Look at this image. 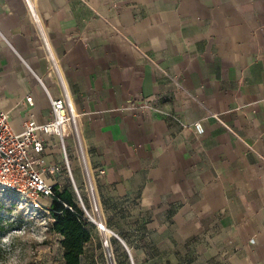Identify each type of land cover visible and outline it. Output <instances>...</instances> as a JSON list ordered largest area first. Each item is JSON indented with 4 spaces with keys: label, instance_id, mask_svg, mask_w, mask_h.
Listing matches in <instances>:
<instances>
[{
    "label": "crops",
    "instance_id": "1",
    "mask_svg": "<svg viewBox=\"0 0 264 264\" xmlns=\"http://www.w3.org/2000/svg\"><path fill=\"white\" fill-rule=\"evenodd\" d=\"M53 59L100 196L144 222L145 264H264V0H0V109L17 131L27 110L51 118Z\"/></svg>",
    "mask_w": 264,
    "mask_h": 264
},
{
    "label": "built area",
    "instance_id": "2",
    "mask_svg": "<svg viewBox=\"0 0 264 264\" xmlns=\"http://www.w3.org/2000/svg\"><path fill=\"white\" fill-rule=\"evenodd\" d=\"M57 62L53 59L50 71L60 88L58 97H52L42 79H39L51 101L52 116L49 120L40 121L30 113L31 110H27L22 129L17 131L12 125L9 112L0 109V188L24 197L35 208L46 209L49 213L46 207L54 196V186L57 184L62 187L69 181L78 207L91 219L84 196L91 197L90 187L93 186L99 197L98 180L105 171L103 168H95L91 163L89 149L82 135L80 114L74 108L64 72ZM25 102L33 106V95H27ZM145 104L150 110L164 114L182 130L191 129L197 136L205 133L200 121L191 125L185 123L176 111L162 110L156 98L147 99ZM53 137L59 141L54 142ZM56 145L62 152V160L47 164L46 149ZM72 159L81 172L82 184L76 179V167ZM85 192L88 194L84 195ZM131 260L135 264L133 258Z\"/></svg>",
    "mask_w": 264,
    "mask_h": 264
},
{
    "label": "rangeland",
    "instance_id": "3",
    "mask_svg": "<svg viewBox=\"0 0 264 264\" xmlns=\"http://www.w3.org/2000/svg\"><path fill=\"white\" fill-rule=\"evenodd\" d=\"M99 197L102 217L112 233L106 238L88 218L92 238L81 264H132L131 258L135 264H145L135 247L148 240L138 212L119 211L117 202ZM90 198L84 196L92 211ZM52 223L46 209H37L24 197L0 188V264H64L61 237L53 231Z\"/></svg>",
    "mask_w": 264,
    "mask_h": 264
},
{
    "label": "trees",
    "instance_id": "4",
    "mask_svg": "<svg viewBox=\"0 0 264 264\" xmlns=\"http://www.w3.org/2000/svg\"><path fill=\"white\" fill-rule=\"evenodd\" d=\"M53 218L52 229L61 237L64 264H81L86 246L91 242L90 221L78 207L72 185L54 186L48 202Z\"/></svg>",
    "mask_w": 264,
    "mask_h": 264
},
{
    "label": "bare ground",
    "instance_id": "5",
    "mask_svg": "<svg viewBox=\"0 0 264 264\" xmlns=\"http://www.w3.org/2000/svg\"><path fill=\"white\" fill-rule=\"evenodd\" d=\"M91 189V200H92V204H93V209L92 211L90 210V217L91 220L96 224L97 229L99 231H101V233H103L105 235V237L107 238L108 235H110V233H112V231L107 228L106 226V222L102 217L103 214V210L101 207V202L99 197L96 194V190H94L93 186L90 187Z\"/></svg>",
    "mask_w": 264,
    "mask_h": 264
}]
</instances>
